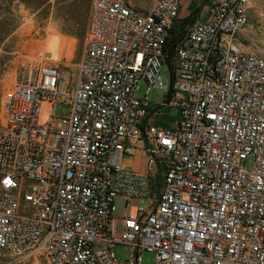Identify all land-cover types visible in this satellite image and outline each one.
<instances>
[{
    "label": "built area",
    "instance_id": "1",
    "mask_svg": "<svg viewBox=\"0 0 264 264\" xmlns=\"http://www.w3.org/2000/svg\"><path fill=\"white\" fill-rule=\"evenodd\" d=\"M182 2L90 0L71 100L44 52L4 91L0 264H118L117 244L132 264L144 250L153 264H264V54L237 40L250 0H213L187 24L171 85L160 70ZM62 102L67 116L54 113ZM170 103L173 127L150 122ZM137 151L144 170L124 167ZM117 197L147 203L119 217L120 233Z\"/></svg>",
    "mask_w": 264,
    "mask_h": 264
},
{
    "label": "rangeland",
    "instance_id": "2",
    "mask_svg": "<svg viewBox=\"0 0 264 264\" xmlns=\"http://www.w3.org/2000/svg\"><path fill=\"white\" fill-rule=\"evenodd\" d=\"M42 0L39 6L35 4V0H12L7 4V0H0V37L7 29H14L0 40V98L4 91L9 88L16 79L18 72L26 63L36 60L38 52H44L46 60L51 56L45 52L46 44L51 37L62 38L64 40V49L60 59L51 57L52 60H58L61 71V79L66 83L68 90L66 101L71 100V95L76 83L77 63L82 51L83 34H79L80 25L75 20L80 17L83 9L88 8L90 0ZM134 4L146 6L153 0H131ZM79 4V5H78ZM250 20L244 30L246 39L244 43L249 45L252 52L264 54V0H250L249 2ZM87 26V18L84 29ZM76 33L69 35L66 31ZM85 32V31H84ZM77 34L79 36H77ZM71 53L68 55V51ZM170 67L168 61H164L161 66L160 75L163 79L170 81ZM145 81L139 83V89L136 93L138 97H143L146 89ZM148 99L152 104L163 102L165 93L162 89L152 88L148 93ZM70 111L68 102L57 103L54 107V113L57 116H67ZM180 117L179 108L174 104H165L160 107L159 113L151 116L153 124L162 127H173ZM139 158L133 156H124L122 162L126 168H136L142 163ZM251 159L245 163L246 167H250ZM125 200L122 197L115 199L114 215L117 217L116 232L120 233L123 224L119 217L133 216L137 205L146 207L145 200L132 199L125 207ZM129 226V225H128ZM118 264H132L133 252L127 245L117 244L114 246ZM37 254L21 259L17 264H25L31 261ZM141 264H153L154 253L142 251ZM5 256H0V263L5 260Z\"/></svg>",
    "mask_w": 264,
    "mask_h": 264
},
{
    "label": "crops",
    "instance_id": "3",
    "mask_svg": "<svg viewBox=\"0 0 264 264\" xmlns=\"http://www.w3.org/2000/svg\"><path fill=\"white\" fill-rule=\"evenodd\" d=\"M127 2L134 7L135 9L141 10V11H146L151 4L146 5V6H140L137 4H134L131 0H127ZM213 0H183L182 4L180 5L178 9V14L177 18L174 23V27H179V26H187L188 23H190L194 19H200V20H206L208 18V7L212 4ZM250 20L249 12H248V23ZM250 27V25H246L243 29H241L237 33V40L241 42L243 49L248 52H252L253 50L250 49L249 45H246L244 43V40L246 39V35L244 34V30L246 27ZM150 122L151 117H149ZM140 158L143 159L141 164H138L136 166V170H144V156L139 152H135L133 155V159L135 158Z\"/></svg>",
    "mask_w": 264,
    "mask_h": 264
},
{
    "label": "trees",
    "instance_id": "4",
    "mask_svg": "<svg viewBox=\"0 0 264 264\" xmlns=\"http://www.w3.org/2000/svg\"><path fill=\"white\" fill-rule=\"evenodd\" d=\"M23 2H25V0H22ZM36 2H34L35 4H37L39 6V4H41L42 0H35ZM60 1H66V0H60ZM76 1H79V0H76ZM10 2H12V0H7V4H9ZM82 0H81V5H82ZM79 5V4H78ZM88 15H89V11H88V8L85 7V9L82 10L81 14H80V17L79 18H76L75 22L77 25H80V31H79V34H81L80 37H82V34L84 35L85 34V30L86 28L84 29V26H85V21H86V18L88 20ZM185 28L186 26H179V27H174L172 29V34H171V37L169 38L168 42H167V45H166V52H167V61H168V65L170 67V84L172 85V82H173V64H171V55L173 53V50H174V47L175 45L183 38V35L185 33ZM14 29V26L13 28H9L7 29L5 32H3L4 34L0 37V40H2V38L4 36H7L12 30ZM67 32V34L69 35H76V33L74 32H71L69 30H64ZM77 36H79L77 34ZM84 38V36H83Z\"/></svg>",
    "mask_w": 264,
    "mask_h": 264
},
{
    "label": "bare ground",
    "instance_id": "5",
    "mask_svg": "<svg viewBox=\"0 0 264 264\" xmlns=\"http://www.w3.org/2000/svg\"><path fill=\"white\" fill-rule=\"evenodd\" d=\"M63 49L64 40L62 38L51 37L46 44L45 52L51 57L60 59ZM70 53L71 51L69 50L67 54L69 55Z\"/></svg>",
    "mask_w": 264,
    "mask_h": 264
}]
</instances>
